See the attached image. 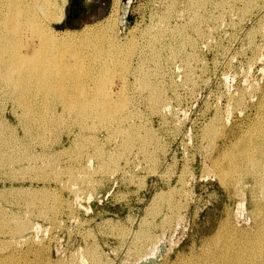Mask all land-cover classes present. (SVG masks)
I'll return each instance as SVG.
<instances>
[{
    "label": "rangeland",
    "instance_id": "obj_1",
    "mask_svg": "<svg viewBox=\"0 0 264 264\" xmlns=\"http://www.w3.org/2000/svg\"><path fill=\"white\" fill-rule=\"evenodd\" d=\"M53 1H54V4L51 6V9H49L50 10L49 13H46V14L42 13L41 10H39L37 7L35 9V11H36L35 15L37 16L36 18L41 20L42 24H44L48 28L47 31H44V34H45V35H43L44 39L46 37H48L50 39H54V38L60 36L61 34L68 32V31H77V30H81L87 26H92V25L97 26V25L102 24V23H103L104 27H106L105 31L107 30L106 32L109 35L115 34L116 36H118L122 40H125L127 42L129 41L128 43H133V42L136 43L137 42L136 40H138V42H139V40L143 42L146 39V34H148L150 31L156 32L160 28H161L160 30H165V32L168 31V32H166L167 33L166 36L168 39L170 35H174L175 29H177L178 27H181V26H183L189 22L190 23L196 22V24H199V28L201 31L200 30H198V31L193 30V28H194L193 26H192V28L191 27L189 28V26L191 25L189 23L188 24L189 26L187 25V28H186L189 33L187 31L186 32H187V34H190V35L193 34L192 37L196 39L195 40L196 42L194 41V43H195L194 45H191V47H190V44H185V45L183 44L182 48L185 49L186 52H185V50L181 49L182 52H180L178 54V56H176V57L173 55L170 56V52H169L170 49L167 46H163V48H162V54H163L162 61L163 62L159 63L160 67H158V63H156L155 61L151 62L149 60V64L147 63L148 61L146 62V64H148V65H145V66L146 67L148 66L147 68H150L149 70H152V71H150V73H152V75L150 74L151 81L152 80H153V82L156 81L154 83L157 84L158 86H160L161 91L163 88H165V89H163V92L160 91L162 96H163V101L160 104L151 102L152 100L150 101L151 93H152V90H154V89L151 90V89L147 88V90H148V92H147L146 87L142 88L141 84L139 85V80L137 78L138 71L137 72L135 71L136 65L141 63L139 52L135 53L132 56L131 63H130V70L127 71L128 73L126 72V70L124 71V67L122 64L116 65L118 68L116 66H114L115 68L111 73L114 74L115 70H117L118 72L116 71L115 73H117L120 76V79L118 78L117 74L115 75V77L117 76L116 77L117 79L112 74L110 77L111 79H113L114 84L116 85V90L118 89L117 86L123 82V80L121 79L122 74L125 75V77L127 78V82H128L125 91L121 94V96L124 95L125 97H127L126 104L131 107L130 108L126 105L127 110L129 109L128 111L129 112L131 111V113H129L130 116L128 117V119L126 121V124L137 123L138 128L140 126H141V128H139L140 130L138 131L139 134L136 137L137 139L135 138L134 143L130 144V146H128V148H126V144L124 146V144L122 143L123 141H121L123 139L120 138V136L111 137L112 138L111 139L108 137L109 135H108L107 131L105 132V130H102V131L99 130L97 132L98 138H97V142L95 143V147L98 148V146L100 145L105 150V153H106V154L104 153L105 154L104 158L108 159V160H106V163H105V164H107V163L108 164L105 166L104 170H102V166H100V165H102V161H101L102 159L101 158L95 157V156H93L92 158L91 157L88 158V154L90 155L93 153V150H94L93 145L94 144L92 145L90 143V145H89L90 147L87 146L88 148L85 147V149L84 148L81 149L80 143H81V139H82L81 137L82 136H79V135L77 136V133H78V131H80V132H83V134H84L85 132H88V131L87 130L86 131L80 130V126H79L78 122L76 121L77 119L75 120V117H76L75 115L73 116L72 114H69V116H70V119H69L68 114H65V115H67V118L69 120L67 118H65L64 121L67 119L65 121V123L63 122V120L56 121L55 126H57L58 123H60L59 126H57V128L51 127V128H48L49 130L48 129L44 130V132H43L44 137L43 138H42V136L35 133L36 128H34V127L32 128L30 126V131H31L30 133L35 134L33 136L28 132V128H27L28 126L26 125L27 122H23V118H22L23 114H22L21 107H18V105L14 102L13 99H11L9 97L8 94H6V92L5 93H4V91L0 92V95H1L0 96V122L4 123V130L6 131V133L8 132L7 135L13 134L16 137V144L19 143V144H17L18 149L17 148H14V150L9 149V151L7 149L6 150L5 149L0 150V151H2L0 153H2V155L4 154V156L6 154L11 155V154L15 153V154H13L14 156L13 155L12 156L14 157V159L16 158V161L15 160H13V162L10 161L11 163L6 162L4 159L0 158V166H2L1 167L2 169H0V171L2 172V173L0 172L2 174V175H0V178H1L0 179V193L2 194V195L0 194V207L3 210L7 209L9 214H16L17 219L21 218V220H23V221H28V222L30 221L29 223L30 224L33 223V226H35L36 224L38 225V223L41 224L40 226L36 225V227H33V226L31 227L32 224L31 225L29 224V227L32 230L29 228V231H28V228H27L26 229L27 231H24V233H21L19 235L16 234V236H15L16 238L14 237L13 241H9V242L7 241L6 246H5V242L0 241V252H1L0 254H5L6 252L11 251L12 253H10V256H9L10 259L12 257L16 258V259H13L11 261L8 257V259L10 261H8V262L4 261L3 264H10V263L18 264L19 262L21 264H24L25 262L26 263L29 262L30 264H35V263L36 264H38V263L39 264H57V263L58 264H71V263L72 264H90V263L91 264H96V263L98 264L99 262H100L99 264H129L137 258L138 253H137L136 247L139 244L141 245L142 243L144 244V243L148 242L149 244H146V245L144 244V245H145V247L146 246L149 247L151 245L152 241H155V239H156V243H158V241L161 239V242H160V244L158 246V250H157L158 254L159 255L161 254V255H160L159 259H154L152 261L153 264H187V263L188 264H214L213 257L209 254L215 253L216 251H218L219 248L224 245L225 238H227V240L228 239L231 240L230 238L234 239L233 236H231V235L229 236L230 233H228L227 228L232 226V223H234L236 226V230L241 231L245 235L246 232L248 233V231L250 230V228L253 225V219L250 216L251 209L253 208L252 189L254 188V186H253L254 179H253V175L251 174V171H250V170H252L251 165H248L249 167H247V165H246L245 168L246 167L247 168L244 171L243 170H239V171L233 170L232 172L234 174L231 172L229 175L230 176L229 178L227 177L224 180L223 179L220 180L221 179L220 176H218L217 175L218 173L214 170V165H215L214 161L216 159L219 160V158H220L219 161H225V160H227V158H225L226 157L225 154L231 150H234V149H235L234 152H237L238 149L243 144V142H247L250 140V142L252 141V143L254 141H255L254 143H257L256 141L258 139H261V137L262 138L264 137V135H262L263 131L259 130V123H258V120L260 118L259 117L260 114L258 113L259 112L258 109L261 108L259 106V101L261 100V98L263 99V95H264V91H263L264 90V0H227V1L226 0H204V2H205V3H203L204 5L202 4V6H200V8H199V9H201V10H199L200 11L199 14L201 12L203 14H206V16L202 15V13L200 14V16L202 15L201 16V20L203 19L202 21L200 19H199L200 21H198V18L196 19L195 15L192 14L193 12L191 14L189 12V4L191 3L192 0H190V1L186 0V2H185V0H180V1L175 0L176 1V7L174 8L175 12L173 11L171 19L168 21V23L166 25L167 28L164 27V25H162L161 20H162V17L166 14L169 6H171V4H172L171 1H174V0H120L118 3L119 5H118L117 17L115 18V21L111 25H108L109 22L107 20V17L110 16L112 11L114 10L115 5H116V0H62L60 2H59V0H53ZM207 1H208V3H207ZM57 3L58 4L64 3V4H63V9H62V14L60 15V18H58L56 20L54 18V13H56L55 11H57L56 10ZM76 4H77V7H74V5H76ZM79 5L87 7L85 9L83 7L80 14H79V10H78ZM251 6H252V8H250ZM205 7H206V9H205ZM245 8L248 11H246ZM0 9H3V7H0ZM240 9L242 10V12ZM204 11H206V12H204ZM70 13H71V17H69ZM193 15L195 18L193 17ZM192 17H193V19H192ZM195 19H196V21H195ZM205 19L209 24L205 21ZM192 21H194V22H192ZM203 21H205L207 24H205V22H203ZM201 25H203V26H201ZM204 26H206V27H204ZM203 27L206 30L208 29L209 33L206 30H204ZM198 32H200V33H198ZM251 33H253V34H251ZM30 35H31L29 38L30 49H33V47L35 45V43H34L35 37H33L32 34H30ZM194 35L195 36L197 35V36L194 37ZM204 35L208 36V37H204ZM31 38H33V39H31ZM198 43H199V45H198ZM200 45H201V47H200ZM191 52H192V55H191ZM194 52H195V54H194ZM198 52H199V54H198ZM181 54H184V55H181ZM189 55H190V57H189ZM193 55L195 56V58ZM64 56H66V55H64ZM64 56L61 57V60ZM170 57H175V59H173V58L171 59ZM180 57L183 59H181ZM64 58H63L62 63L68 64L71 62L69 57L66 56ZM199 58H200V60H199ZM197 59H198V61H197ZM133 60H135V61H133ZM183 60L185 61V63H183L184 62ZM165 61H167V62H165ZM153 62L156 63V65H154ZM168 62L170 64V66L168 65ZM190 62L192 64H190ZM166 63H167V66H166ZM186 63H187V65H186ZM131 64H133V65H131ZM162 64H163V66H162ZM152 66L154 69H152ZM165 66L169 67V68H166ZM192 66H195V67H192ZM163 67H164V69H163ZM118 69H120L121 71ZM134 71L137 74L132 73ZM161 71H164L165 73L161 72ZM156 73H161V74L158 75ZM162 73H164V74H162ZM154 75H155V78H154ZM160 75H162V76H160ZM186 75H187V77H186ZM132 76L133 77L136 76V79L133 80L135 77L133 78ZM163 77H164V79H163ZM157 78H158V80H157ZM171 78H172V80L170 81ZM118 79L120 80V82L117 81ZM137 83H138V85H137ZM167 84H169V85H167ZM134 86H136V88ZM140 86H141V88H140ZM262 87H263V89H262ZM245 88H247V89H245ZM249 89H252V90H249ZM258 89H260L262 91H260ZM175 90H177V91H175ZM241 90H243V91H241ZM243 92L248 93L251 96L248 94H245ZM252 93L256 94V95H252ZM237 95H239V96H237ZM243 96H244V98H243ZM139 97H141V98H139ZM258 98H260V99H258ZM146 99H148L149 101ZM257 99L259 101H257ZM6 100L8 103H6ZM130 100H132V101H130ZM240 103H242V104L239 106ZM4 104H5V106H4ZM13 104H15V105H13ZM133 104H134V106H133ZM135 104H137V105H135ZM12 105H13V107H12ZM155 106H156V108H155ZM16 108H18V110ZM134 108H136V110ZM61 109L62 108H60V106H59V108L56 107V111L57 110L61 111ZM1 110H3V111L1 112ZM137 110H138V112H137ZM159 111H160V113H159ZM13 112H14V114H13ZM134 112L135 113L137 112V113L135 114ZM137 114L138 115L141 114V116L140 115L138 116ZM136 115H137V117H136ZM218 116L221 117V119ZM248 116L251 120L248 118ZM20 117L22 120L19 119ZM133 117H134V120H133ZM218 119H220V120H218ZM217 120H218V122H216ZM255 120H256V122H255ZM24 121H26V120L24 119ZM142 121H144V122H142ZM6 122H7V124H6ZM223 122H224V124H223ZM61 123H64V125H67V126H63V124H61ZM69 123H71V124H69ZM212 123H214V125ZM73 124H75L76 126ZM220 124H221V126L223 125L222 126L223 129L220 126ZM252 124H253V126H252ZM255 124H257V125H255ZM208 125H210V126H208ZM214 126L216 129L213 128ZM15 127L16 128L18 127V128L16 129ZM145 127H148L149 129L145 128ZM204 127L205 128L209 127V128H207L209 130H205ZM217 127H218V129H217ZM247 127H249V128H247ZM150 128H152V129H150ZM252 128H254V129H252ZM55 129H57V131ZM153 129L155 132L153 131ZM220 129H221V131H220ZM249 129H251L253 131V135L257 136L258 138L253 136L252 134L250 135V133H252V131ZM24 130H26V131H24ZM215 130H216V132H215ZM254 130H256V131H254ZM55 131H56V133H54ZM145 131H147L148 133L151 132V134L153 133L152 134L153 138L148 143L149 146L148 145H142L143 141H141L142 140L141 138H143V136L147 134V132L145 133ZM210 131H211V133H209ZM15 132H17V133H15ZM51 132L54 134H52ZM248 132H249V134H247ZM217 134H218V136H217ZM235 134H237V135L239 134L240 136L239 135L237 136ZM259 134H261L262 136H260ZM30 135H31V137H30ZM258 135L260 136V138ZM139 136H141V137H139ZM213 136H215V137L213 138ZM251 136L254 138H252ZM48 137H51V138H48ZM138 137L141 140H139ZM154 137H156V138H154ZM216 137H218V139ZM32 138L34 141L32 140ZM240 138H242V140ZM50 139H52V140H50ZM43 140H45L46 144H48V146H46L47 148L45 147V149L43 147ZM213 140H216V141H213ZM41 141H42V143H41ZM58 141H60V142H58ZM77 141L80 143H78ZM111 141H112V143H111ZM159 141H161V142H159ZM20 142H23L24 145ZM50 142H51V145H49ZM116 142H117V144H116ZM135 142H137V143H135ZM232 142L233 143L236 142L237 144L236 143L233 144ZM20 144H22V145H20ZM75 144H77V145H75ZM118 144H120V145H118ZM121 144L124 146V148ZM140 144H141V146H140ZM213 144L216 146L215 148L212 147ZM133 145H136V146H134L136 148H134ZM162 145L165 149L162 147ZM236 145H238V146H236ZM75 146H76V148H75ZM131 146L134 148V150ZM153 146H155L154 149L152 148ZM160 146H161V148H160ZM30 147L31 148L33 147L32 148L33 150H31ZM66 147H67V149H69L68 151H67ZM71 148L73 151H71ZM155 148H157V149H155ZM22 149H24L26 151H23ZM87 149H89V150H87ZM116 149H118V150H116ZM166 149L168 151H166ZM213 149H217V150H213ZM17 150H18V152H17ZM47 150H49V151H47ZM36 151H37V153H36ZM52 151H54V152H52ZM114 151H115V154H114ZM119 151H120V153H119ZM144 151L147 153H145ZM162 151H164L165 153H162ZM42 152H44V153H42ZM57 152L59 155L56 154ZM70 152H72L73 155ZM73 152L76 154H74ZM79 152L82 155L84 154L83 155L84 157ZM211 152H213V153H211ZM21 153H23V154H21ZM26 153H28L29 155L28 154L26 155ZM61 153H63L65 156L63 155L61 157V155H62ZM149 153H151V154H149ZM34 154H36V155H34ZM48 154L51 156H48ZM108 154H109V156H108ZM113 154L115 156L117 155L116 156L117 158H115V156ZM124 154H126L125 157H123ZM223 154H224V156H223ZM37 155H38V158H37ZM52 155H53V158H55V156L57 155L55 158V162H56V164L59 163V166L56 165L55 162L51 164V162L48 161V157L50 158V157H52ZM80 155L82 156V158ZM42 156L44 157V159ZM46 156H47V158H46ZM78 156H79V158H78ZM120 156L124 160L119 158ZM129 156H130V158H128ZM221 156H223V157H221ZM27 157H29V159L30 158L32 159V157L34 159L36 157L37 161H35L36 158L34 160L32 159V160L28 161ZM74 157L76 160L74 159ZM39 158H41L42 160H40ZM157 158L160 160H158ZM109 159H111V160H109ZM6 160H8V159H6ZM128 160H129V164H128ZM157 160H158V163H157ZM212 160H213V162H212ZM1 161H3V162H1ZM14 161H15V163H14ZM59 161L62 163H60ZM83 161H85V162H83ZM48 162L51 164V166L49 165ZM91 162H93V164H91ZM7 163L9 164L10 167L8 166ZM33 163H34V165H33ZM41 163H44V164H41ZM114 163H115V165H114ZM11 164H12V166H11ZM29 164H30V166H33V167H31V169H30ZM96 164L98 167L96 166ZM43 165L44 166L46 165L45 166L46 168ZM116 165H118V166H116ZM34 166L37 168L35 169ZM38 166H39V168H38ZM89 166H91V168H89V170L91 169L90 170L91 175L89 174V176H88L87 172H89V170H88ZM121 166H122V168L119 169V167H121ZM4 167H5V170L3 169ZM18 167H19V169L21 168L20 170L23 172H21L18 169ZM81 167L83 168V170H86L87 175L82 172L83 173L82 178H80V179L74 178V175L71 174V171H75L77 168L80 169V171H82ZM106 167L111 171L107 170ZM44 168L46 169V172H45ZM56 169H58V170H56ZM78 169L75 172H78L79 171ZM202 169H203V171H202ZM207 169L209 171H207ZM11 170L14 173H12ZM30 170L31 171L34 170V171L31 172ZM61 170H62V172H61ZM67 170H69V173ZM24 171L27 173H25ZM43 171L47 174L45 175V173ZM57 171H58V173H56ZM65 171L67 173H65ZM97 171H99V173ZM106 171L109 173L107 174ZM112 171H113V173H110ZM212 171L214 173H212ZM240 171H241V173H240ZM37 172L39 173L38 175H37ZM41 172H43L44 174ZM103 172L105 174H101ZM124 172H126V173H124ZM246 173H248V174L246 175ZM48 174H50V175H48ZM92 174H93L95 179L92 178L93 177ZM123 174H127V175L125 176ZM15 175H17V176L15 177ZM36 175L39 177H37ZM44 175H45V177H44ZM69 175H70L71 179L69 178ZM84 175H85V177H84ZM7 176H8V178H7ZM23 176H25V177H23ZM28 176L30 179L28 178ZM96 176H98V177H96ZM55 177H56V179H54ZM104 177H105V179H104ZM107 177H108V179H107ZM22 178H23V180H22ZM39 178L41 181H39ZM50 178H51V180H50ZM125 178H128V179H125ZM233 178H235V179H233ZM227 179H230V180H227ZM42 180L43 181L46 180V181L43 182ZM63 181L66 183H64ZM69 181L71 184L69 183ZM88 181H90V182H88ZM133 181H135V182H133ZM137 181H139V182H137ZM237 181H239V182H237ZM83 182H84V184H83ZM95 182H97V183H95ZM226 182H228V183L230 182L229 185H227L228 183H226ZM76 183L79 184L78 186H80L81 188L76 186ZM65 184H67V185H65ZM250 184L253 187L250 186ZM61 185H63L64 188ZM83 185H86V187ZM99 185H100L101 189H100ZM221 185H223V186H221ZM88 186H90V187H88ZM73 187L74 188L77 187L78 191H80V192L78 193L77 188L74 189ZM92 187H94L95 189ZM236 187H238V188L236 189ZM54 188H55V190H53ZM234 188H235V190H234ZM249 188H251V189L249 190ZM42 189L45 191L42 192L43 191ZM81 189H83V191ZM86 189L89 191H87ZM19 190H21V191H19ZM37 190H40V191L37 192ZM102 190H104V191H102ZM3 191H5V192H3ZM11 191H13V192H11ZM32 191H34V192H32ZM71 191L76 192L80 199H78L77 195H75L76 193H72ZM93 191H95V192H93ZM241 191H242V193H239ZM11 193H14V194H12L13 196L11 195ZM33 193H35V194H33ZM41 193L42 194L45 193V194L42 195ZM51 193L52 194L55 193L56 195L57 194L58 195H57V197H56V195L54 197V195H52ZM250 193H251L252 197H251ZM26 194H28V195H26ZM37 195H38V197H37ZM62 195H63V197H62ZM233 195H235V196H233ZM243 195H245V196H243ZM47 196H48L47 202L50 203L52 201L50 204L54 205L55 208L57 207L58 209L50 210L48 212L46 210L43 211V209H41V207L39 205L41 198L45 197V199H47ZM12 197H14V198H12ZM22 197L24 200L22 199ZM33 197L35 198L37 203H35V200ZM59 197H61V198H59ZM28 198L30 200H28ZM53 198H54V200H52ZM228 198H231V199H228ZM76 199H78V200H76ZM19 200H20V202H19ZM60 200H62L61 202L63 204L60 202ZM54 201H55V203H54ZM158 202H159V205H161V206L158 205ZM24 203H27V204L24 205ZM41 203H42V201H41ZM11 204H13V205H11ZM29 204L31 205V207L29 206ZM69 204H72V205H69ZM34 205L36 206L35 208H34ZM28 206L30 207V209ZM162 207H164V208H162ZM227 207H228V209H227ZM31 208H32V210H34V212L31 210ZM237 208H238V210H236ZM239 208H240V210H239ZM70 209L73 210L74 212L71 211ZM70 211L72 214L70 213ZM157 211L159 214L157 213ZM27 212L28 213L30 212V213L26 214ZM36 214L39 218L36 216ZM39 214L40 215L43 214V216H45V217L39 216ZM177 214H179V215L177 216ZM26 215H27V217L25 218ZM150 215H152V216H150ZM155 216H157V217H155ZM229 216H232V217L229 218ZM48 217L49 218L51 217V219H50V220H52L51 222H50V220H48ZM170 217L172 220L170 219ZM163 218L164 219L167 218V219L164 220ZM58 220H60V221H58ZM147 220L148 221L152 220V221H149V223H147L148 222ZM16 221L17 220L15 219V221H13L12 223H14V222L16 223ZM80 221L83 224L80 223ZM162 221L164 223H161ZM170 222L171 223L173 222V223L170 224ZM64 223L67 226H64L65 225ZM79 224L81 227H79ZM143 224H145V225H143ZM150 224L153 226L155 225V227L151 226ZM168 224H170V226ZM61 225H63V226H61ZM124 225H125V227H124ZM140 225H141V227H140ZM171 225H173V226H171ZM228 225H230V226H228ZM50 226H52V227H50ZM148 226L149 227L151 226L150 229ZM50 228H51V230H52V228L54 230L51 231ZM123 228L125 230L126 229L127 230L125 231ZM142 228H143V230L141 231ZM64 229H66V230H64ZM122 229L124 232L122 231ZM128 229H129V231H128ZM219 229H220V231H219ZM148 230L149 231L152 230L150 232L151 234L148 233L149 232ZM230 230H231V227H230ZM127 231H128V233H127ZM144 231H145V234L143 233ZM70 232H72V233H70ZM137 232H139V233H137ZM117 233L118 234L121 233V234L118 235ZM126 233H127V235H126ZM89 234L90 235L92 234L94 237L92 235H91L92 236L91 237ZM35 235H37V237ZM139 235H142V237L140 236V238H139ZM146 235H150L152 238L151 237L148 238ZM28 236H30V238ZM95 236H97V237L95 238ZM154 236H155V238H154ZM1 237L9 238V239L11 238L10 234H7L6 236H3L1 234L0 238ZM31 237L33 239H31ZM128 238H129V240H128ZM26 239H29L30 241L29 240L26 241ZM16 240L19 243V246H18V243H16ZM31 240H33V241H31ZM24 241L27 243H25ZM140 241H142V242H140ZM150 241H151V243H150ZM10 242H11V244H10ZM29 242L31 245L29 244ZM23 244H24V246H23ZM38 244L40 247L38 246ZM94 244H96V245H94ZM134 245H136V246H134ZM163 245H165L166 247L163 248ZM9 246L12 248H10ZM21 246H22V248H21ZM131 246H132V248H130ZM16 248L18 249L19 252L17 251ZM47 248H49V250ZM4 249H5V252H4ZM97 249H98V252H97ZM128 249H129V251H131V249L133 251L129 252ZM140 249H141V247H140ZM84 250H85V252H84ZM90 250L94 251V253L89 252ZM27 252H28V254H27ZM48 252H49V257L50 256H52V257H50V258L47 257ZM20 253H21V255H20ZM89 253H90V255L92 254V256H90ZM85 254H87V255H85ZM98 254H100V256H98ZM94 256H96V258H94ZM200 256H201V258H200ZM74 257H75V259L77 258L78 260H75V259L73 260ZM98 257H100V258H98ZM17 258H20V259H17ZM97 258L100 259L99 262H96V261H98ZM70 259L72 260V262ZM95 259H96V261H95ZM36 260H37V262H36ZM49 260H50V262H49ZM23 261H25V262H23ZM46 262H48V263H46ZM111 262H113V263H111Z\"/></svg>",
    "mask_w": 264,
    "mask_h": 264
},
{
    "label": "bare ground",
    "instance_id": "obj_2",
    "mask_svg": "<svg viewBox=\"0 0 264 264\" xmlns=\"http://www.w3.org/2000/svg\"><path fill=\"white\" fill-rule=\"evenodd\" d=\"M62 1V0H59V2ZM120 0H116V5H115V8L114 10L112 11V13L110 14V16L107 17V20H108V25H111L113 24V22L115 21V18L117 17V13H118V3H119ZM177 1V0H176ZM176 1H171L172 4L171 6H169L166 14L162 17V25H164V27H166L168 21L171 19V16H172V13L174 11V8L176 7ZM180 1V0H179ZM178 1V2H179ZM190 1V0H189ZM227 1V0H226ZM182 2V1H181ZM186 2V0H185ZM239 2V1H238ZM253 2V1H252ZM205 3L204 0H192L191 3L189 4V12L190 14H194L196 19L198 18V21L201 20V16L202 15H205L206 14H203L202 12V15L200 16L199 14V9L200 6H202V4ZM208 3V1H207ZM211 3V2H210ZM245 3V2H244ZM243 3V4H244ZM248 3V2H247ZM54 4V1L53 0H1L0 1V7H3V9H0V92L1 91H4V93L6 92V94L9 95V97L11 99L14 100V102L18 105V107H21V110H22V118H23V122H27V128H28V132L30 133V126L33 128H36V134L42 136V138L44 137L43 135V132L44 130L48 129V128H51V127H56L59 126L60 123H58L57 126L56 125V121H60V120H63V122L65 123V121L68 119L67 118V115L65 114H72L73 116L75 115V120L78 122L79 126H80V130H83V131H88V132H85L83 134V132H80L78 131L77 133V136H82L81 138V143H80V147L81 149H85V147L89 146L90 143L93 145V153L92 154H88V158H92L93 156L95 157H99L101 158L102 160V170H104L105 166L108 164H105L106 163V160L108 159H105V150L99 145L98 148L95 147V143L97 142V138H98V135H97V132L100 130H105V132L107 131L108 133V137L111 138V137H118L120 136V138H122L123 141L122 143L126 144V148H128V146H130V144H133L134 143V140L135 138L137 137V135L139 134V128H141V126L138 128V125L137 123H129V124H126V121L128 119V117L130 116L129 113H131V111L129 112L126 108V102H127V97H125L124 95L121 96V94L125 91L126 87H127V78L125 77L124 74L121 75V79L123 80L122 83H120L117 87L118 89L116 90V85L114 84V81L113 79H111V74L115 75L117 73H115L117 70H115L114 74L111 73L113 70H114V66L118 65V64H122L123 67H124V71L126 70V72L128 70H130V63H131V58L132 56L139 52V56H140V60H141V63H139L138 65H136V69L135 71L137 72L138 71V75H137V78L139 80V85L141 84L142 88L143 87H146V90L147 88L149 89H154L152 90V93H151V98H150V101L151 102H154V103H158L160 104L162 101H163V96L161 94V92H163V88L162 91L160 90V86H158L157 84H155L153 80L151 81V78H150V74L152 75V73H150V71L152 70H149L150 68H147L145 65H148L149 64V60L152 62V61H155L156 63H158V67L159 66V63L160 62H163L162 61V58H163V54H162V48L163 46H167L169 49H170V56L173 55V56H178V54L180 52H182L181 49H183V44H190V47L191 45H194V41L196 40L195 38L192 37V35L190 34H187V25L190 23H187L181 27H178L177 29L174 30V35H170L169 38L167 39V36H166V31L165 30H158V31H150L148 34H146V39L142 42L139 40H136L137 42H133V43H128L127 41L125 40H122L121 38H119L118 36H116L115 34H111L109 35L106 31H105V28L103 23L102 24H99L97 26H87L81 30H77V31H68L64 34H61L60 36L54 38V39H50L48 37H46L45 39L43 38V35L44 34V31H47L48 28L42 24V21L39 20L38 18H36L37 16L35 15L36 14V7L41 10L42 13H49V9H51V6ZM63 4H58L57 3V7H56V10L55 11L56 13H54V18L57 20L58 18H60V15L62 14V9H63ZM228 4V3H227ZM231 4V3H230ZM186 5V4H185ZM204 5V4H203ZM253 5V4H252ZM188 6V5H187ZM230 6V5H229ZM246 6V5H245ZM231 7V6H230ZM254 7V6H253ZM186 8V7H185ZM204 8V7H203ZM202 8V9H203ZM248 8V7H247ZM252 8V6L250 7ZM206 9V7H205ZM208 9V8H207ZM223 9V8H222ZM246 9V8H245ZM187 10V9H186ZM229 10V9H228ZM241 10V9H240ZM246 11H248L246 9ZM175 12V11H174ZM206 12V11H204ZM242 12V10H241ZM252 13V12H251ZM193 15V17H194ZM208 15V14H207ZM223 16V15H222ZM192 17V19H193ZM194 17V18H195ZM51 18V17H50ZM161 18V17H160ZM203 18V17H202ZM209 18V17H208ZM195 19V21H196ZM200 19V20H199ZM211 19V18H210ZM263 19V18H262ZM203 20V19H202ZM201 20V21H202ZM209 20V19H208ZM206 21V19H205ZM203 21V22H205ZM194 22V21H192ZM207 22V21H206ZM205 22V24H207ZM198 23V22H197ZM202 23V22H201ZM191 25L189 26V28L192 26L194 27L193 30H200L199 28V24H196L195 23H190ZM204 24V25H205ZM209 24V23H208ZM203 26V25H201ZM211 26V25H210ZM163 27V26H162ZM206 27V26H204ZM203 27V28H204ZM263 27V26H262ZM167 28V27H166ZM165 28V29H166ZM196 28V29H195ZM202 28V29H203ZM257 29V28H256ZM150 30V29H149ZM192 30V31H193ZM204 30H206L204 28ZM145 31V30H144ZM187 31V32H186ZM190 31V30H189ZM201 31V30H200ZM208 32V29L206 30ZM205 31V32H206ZM32 32V33H31ZM255 32V31H254ZM189 33V32H188ZM191 33V32H190ZM193 33V32H192ZM200 33V32H198ZM197 33V34H198ZM202 33V32H201ZM204 33V32H203ZM209 33V32H208ZM30 34L33 35V37H35V40H34V47L33 49H30V44H29V38H30ZM143 34V33H142ZM253 34V33H251ZM207 35V34H206ZM197 36V35H196ZM194 35V37H196ZM28 37V38H27ZM203 37V36H202ZM204 37H208V36H205ZM201 38V37H200ZM33 39V38H31ZM167 39V40H166ZM202 39V38H201ZM205 39V38H204ZM254 39V38H253ZM133 40V39H132ZM135 40V39H134ZM131 42V41H130ZM196 42V41H195ZM201 44V43H200ZM197 45V44H196ZM199 45V43H198ZM201 47V45H200ZM186 48V47H185ZM192 49V48H191ZM185 50V49H183ZM196 50V49H195ZM200 50V49H199ZM192 51V50H191ZM186 52V50H185ZM193 52V51H192ZM192 52H191V55H192ZM197 53V52H196ZM195 54V52H194ZM199 54V52H198ZM66 55L67 57L70 58L71 62L68 63V64H65V63H62L63 62V58L66 57L64 56ZM181 55H184V54H181ZM187 55V54H186ZM185 55V56H186ZM64 56L61 60V57ZM167 56V55H166ZM194 56V55H193ZM192 56V57H193ZM138 57V56H137ZM175 57H170L171 59H175ZM190 57V55H189ZM169 58V57H168ZM179 58V57H178ZM181 58V57H180ZM195 58V56H194ZM198 58V57H197ZM65 59V58H64ZM134 59V58H133ZM183 59V58H181ZM186 59V58H185ZM190 59V58H189ZM67 60V59H66ZM69 60V59H68ZM139 60V61H140ZM200 60V58H199ZM135 61V60H133ZM138 61V62H139ZM148 61V62H147ZM168 61V60H167ZM165 61V62H167ZM182 61V60H181ZM184 61V60H183ZM192 61V60H191ZM194 61V60H193ZM198 61V59H197ZM146 62L148 64H146ZM187 62V61H186ZM156 63L153 62L154 65H156ZM185 63V61L183 62ZM164 64V63H163ZM162 64V66H163ZM190 64H192L190 62ZM133 65V64H131ZM151 65V64H150ZM149 65V66H150ZM161 65V64H160ZM168 65L170 66L169 62H168ZM187 65V63H186ZM166 66H167V63H166ZM165 66V67H166ZM117 67V66H116ZM157 67V66H156ZM155 67V68H156ZM192 67H195V66H192ZM118 68V67H117ZM133 68V67H132ZM166 68H169V67H166ZM187 68V67H186ZM152 69L153 66H152ZM164 69V67H163ZM120 70V69H118ZM149 70V71H148ZM161 70V69H160ZM188 70V69H187ZM194 70V69H193ZM121 71V70H120ZM119 71V72H120ZM132 72V73H136V72ZM169 71V70H168ZM118 72V71H117ZM125 72V73H126ZM155 72V71H154ZM161 72H164V71H161ZM170 72V71H169ZM121 73V72H120ZM128 73V72H127ZM165 73V72H164ZM162 73V74H164ZM137 74V73H136ZM156 74H161V73H156ZM118 75V74H117ZM132 75V74H131ZM135 75V74H134ZM162 76V75H160ZM159 76V77H160ZM165 76V75H164ZM113 77V78H114ZM117 77V76H116ZM115 77V78H116ZM133 77V76H132ZM135 77V78H134ZM133 80L136 79V76H134ZM152 77V76H151ZM157 77V76H156ZM158 77V78H159ZM187 77V75H186ZM118 78L120 79V76L118 75ZM154 78H155V75H154ZM157 78V80H158ZM193 78V77H192ZM117 79V78H116ZM117 80L120 82V80ZM153 79V78H152ZM164 79V77H163ZM186 79V78H185ZM131 80V79H130ZM155 80V79H154ZM172 80V78L170 79V81ZM160 82V81H159ZM161 83V82H160ZM136 84V83H135ZM162 84V83H161ZM173 84V83H172ZM263 84V83H262ZM138 85V83H137ZM163 85V84H162ZM165 85V84H164ZM169 85V84H167ZM140 86V88H141ZM177 86V85H176ZM136 88V86H134ZM134 88V89H135ZM138 88V87H137ZM156 88V89H155ZM249 88V87H248ZM253 88V87H252ZM133 89V88H132ZM139 89V88H138ZM168 89V88H167ZM166 89V90H167ZM244 89V88H243ZM247 89V88H245ZM263 89V87H262ZM143 90V89H142ZM249 90H252V89H249ZM248 90V91H249ZM256 90V89H255ZM260 90V89H258ZM161 91V92H160ZM177 91V90H175ZM243 91V90H241ZM240 91V92H241ZM262 91V90H260ZM264 91V90H263ZM131 92V91H130ZM142 92V91H141ZM148 92V90H147ZM252 92V91H251ZM3 93V92H2ZM245 93V92H243ZM236 94V93H235ZM245 94H248V93H245ZM263 94V93H262ZM148 95V94H147ZM150 95V94H149ZM164 95V94H163ZM166 95V94H165ZM244 95V94H243ZM250 95V94H248ZM252 95H256V94H253ZM1 96V95H0ZM131 96V95H130ZM133 96V95H132ZM234 96V95H233ZM239 96V95H237ZM251 96V95H250ZM247 97V96H246ZM141 98V97H139ZM233 98V97H232ZM244 98V96H243ZM249 98V97H248ZM256 98V97H255ZM137 99V98H136ZM234 99V98H233ZM260 99V98H258ZM257 99V101H259ZM148 100V99H146ZM166 100V99H165ZM237 100V99H236ZM253 100V99H252ZM132 101V100H130ZM140 101V100H139ZM149 101V100H148ZM239 101V100H238ZM242 101V100H241ZM250 101V100H249ZM254 101V100H253ZM256 101V102H257ZM244 102V101H243ZM242 102V103H243ZM3 103V102H2ZM6 103L7 100H6ZM129 103V102H128ZM164 103V102H163ZM240 103L239 106L242 104ZM246 103V102H245ZM249 104V103H248ZM15 105V104H13ZM12 105V107H13ZM132 105V104H131ZM137 105V104H135ZM155 105V104H154ZM153 105V106H154ZM5 106V104H4ZM8 106V105H7ZM62 108L61 111H56V107L59 108ZM128 107H130L129 105H127ZM134 106V104H133ZM150 106V105H149ZM162 106V105H161ZM244 106V105H243ZM253 106V105H252ZM259 106L261 108H257L259 110V120H258V123H259V130L260 131H263V134L264 135V95H263V99L261 98V100L259 101ZM3 107V106H2ZM251 107V106H250ZM255 107V106H254ZM10 108V107H9ZM131 108V107H130ZM156 108V106H155ZM231 108V107H230ZM253 108V107H252ZM4 109V108H3ZM18 110V108H16ZM136 110V108H134ZM238 109V108H237ZM256 109V108H255ZM8 110V109H7ZM133 110V109H132ZM139 110V109H138ZM137 110V112H138ZM153 110V109H152ZM3 110H1L2 112ZM13 111V110H12ZM156 111V110H155ZM158 111V110H157ZM163 111V110H162ZM253 111V110H252ZM136 112V113H137ZM135 113V112H134ZM135 113V114H136ZM141 113V112H140ZM155 113V112H154ZM160 113V111H159ZM14 114V112H13ZM17 114V113H16ZM240 114V113H239ZM132 115V114H131ZM138 115V114H137ZM136 115V117H137ZM141 116V114H139ZM138 115V116H139ZM134 116V115H133ZM217 116V115H216ZM251 116V115H250ZM214 117V116H213ZM219 117V116H218ZM229 117V116H228ZM256 117V116H255ZM18 118V117H17ZM67 118L65 121L64 119ZM139 118V117H138ZM216 118V117H215ZM221 119V117H219ZM249 118V116H248ZM258 118V117H257ZM15 119V118H14ZM21 119V117L19 118ZM18 119V120H19ZM24 119L26 121H24ZM69 119H70V116H69ZM68 119V120H69ZM130 119V118H129ZM214 119V118H213ZM218 119V120H220ZM226 119V118H225ZM250 119V118H249ZM256 119V118H255ZM17 120V121H18ZM22 120V119H21ZM133 120H134V117H133ZM218 120L216 122H218ZM227 120V119H226ZM247 120V119H246ZM251 120V119H250ZM8 121V120H7ZM20 121V120H19ZM72 121V120H71ZM74 121V120H73ZM211 121V120H210ZM223 121V120H222ZM253 121V120H252ZM251 121V122H252ZM62 122V121H61ZM129 122V121H128ZM134 122V121H133ZM144 122V121H142ZM225 122V121H224ZM223 122V124H224ZM254 122V121H253ZM256 122V120H255ZM31 123V124H30ZM64 123H61L63 124V126H67V125H64ZM75 123V122H74ZM249 123V122H248ZM7 124V122H6ZM67 124V123H66ZM71 124V123H69ZM77 124V123H76ZM134 124V125H133ZM146 124V123H145ZM211 124V123H210ZM214 125V123H212ZM22 125V124H21ZM25 125V126H26ZM75 125V124H73ZM227 125V124H226ZM257 125V124H255ZM7 126V125H6ZM5 126V127H6ZM9 126V125H8ZM62 126V125H61ZM76 126V125H75ZM143 126V125H142ZM207 126V125H206ZM210 126V125H208ZM216 126V125H215ZM215 126L213 128H215ZM221 126V124H220ZM223 126V125H222ZM221 126V127H222ZM253 126V124H252ZM144 127V126H143ZM219 127V126H218ZM217 127V129H218ZM225 127V126H224ZM242 127V126H241ZM8 128V127H7ZM16 128V127H15ZM18 128V127H17ZM16 128V129H17ZM22 128V127H21ZM26 128V129H27ZM31 128V129H32ZM145 128H148V127H145ZM205 128V127H204ZM209 128V127H207ZM205 128V130H209ZM220 128V127H219ZM226 128V127H225ZM229 128V127H228ZM249 128V127H247ZM251 128V127H250ZM10 129V128H9ZM69 129V128H68ZM79 129V128H78ZM149 129V128H148ZM152 129V128H150ZM216 129V128H215ZM223 129V127H222ZM233 129V128H232ZM254 129V128H252ZM7 130V129H6ZM49 130V129H48ZM57 131V129H55ZM60 130V129H59ZM144 130V129H143ZM235 130V129H234ZM246 130V129H245ZM251 130V129H249ZM258 130V129H257ZM258 130V131H259ZM18 131V130H17ZM26 131V130H24ZM56 131L54 133H56ZM61 131V130H60ZM154 131V129H153ZM212 131V130H211ZM211 131L209 133H211ZM221 131V129H220ZM238 131V130H237ZM252 131V130H251ZM250 131V132H251ZM256 131V130H254ZM257 131V132H258ZM259 131V132H260ZM13 132V131H12ZM27 132V133H28ZM53 132V131H52ZM51 132V133H52ZM63 132V131H62ZM141 132V131H140ZM147 131H145L146 133ZM150 132V131H149ZM155 132V131H154ZM216 132V130H215ZM244 132V131H243ZM242 132V133H243ZM17 133V132H15ZM26 133V132H25ZM46 133V132H45ZM50 133V134H51ZM52 133V134H54ZM58 133V132H57ZM65 133V132H64ZM213 133V132H212ZM221 133V132H220ZM219 133V134H220ZM225 133V132H224ZM241 133V134H242ZM256 133V132H255ZM8 132L6 133V131L4 130V123L0 122V150H3V149H7L9 151V149L11 150H14V148H17V143L16 144V137L12 134L10 135H7ZM24 134V133H23ZM31 135H35V134H32L30 133ZM47 134V133H46ZM62 134V133H61ZM76 134V133H75ZM153 134V133H152ZM150 133L147 132L146 135L143 136V138H139L141 136H139V140L143 141V144L142 145H148V143L151 141V139L153 138V135ZM204 134V133H203ZM214 134V133H213ZM226 134V133H225ZM228 134V133H227ZM246 134V133H245ZM249 134V132L247 133ZM253 135V131L252 133H250V135ZM258 134V133H257ZM25 135V134H24ZM30 135V137H31ZM56 135V134H55ZM206 135V134H205ZM237 135V134H235ZM239 135V134H238ZM237 135V136H238ZM243 135V134H242ZM260 136H262L261 134H259ZM258 135V136H259ZM23 136V135H22ZM26 136V135H25ZM47 136V135H46ZM49 136V135H48ZM52 136V135H51ZM209 136V135H208ZM216 136V135H215ZM213 136V138L215 137ZM218 136V134H217ZM221 136V135H220ZM219 136V137H220ZM224 136V135H223ZM236 136V137H237ZM240 136V135H239ZM245 136V135H244ZM243 136V137H244ZM255 136V135H253ZM259 136V138H260ZM55 137V136H54ZM69 137V136H68ZM204 137V136H203ZM227 137V136H226ZM225 137V138H226ZM252 137V136H251ZM257 137V136H255ZM38 138V137H37ZM47 138V137H46ZM48 138H51V137H48ZM53 138V137H52ZM60 138V137H59ZM58 138V139H59ZM67 138V137H66ZM102 138V137H101ZM156 138V137H154ZM205 138V137H204ZM211 138V137H210ZM218 139V137H216ZM254 138V137H252ZM258 138V137H257ZM23 139V138H22ZM26 139V138H25ZM55 139V138H54ZM53 139V140H54ZM112 139V138H111ZM116 139V138H115ZM137 139V138H136ZM209 139V138H208ZM212 139V138H211ZM220 139V138H219ZM242 140V138H240ZM239 139V140H240ZM244 139V138H243ZM33 140V138H32ZM31 140V141H32ZM52 140V139H50ZM60 140V139H59ZM63 140V139H62ZM155 140V139H154ZM159 140V139H158ZM223 140V139H222ZM229 140V139H228ZM236 140V139H235ZM255 140V139H254ZM19 141V140H18ZM21 141V140H20ZM24 141V140H23ZM28 141V140H27ZM30 141V140H29ZM34 141V140H33ZM32 141V142H33ZM40 141V140H39ZM47 141V140H46ZM157 141V140H156ZM205 141V140H204ZM211 141V140H210ZM209 141V142H210ZM213 141H216V140H213ZM49 142V141H48ZM60 142V141H58ZM75 142V141H74ZM100 142V141H99ZM114 142V141H113ZM120 142V141H119ZM161 142V141H159ZM255 142V141H254ZM252 143V141L250 142L247 141V142H243V144L241 145V147L238 149L237 152H234V150H231L229 152H227L225 154V158H227V160L225 161H219V160H215L214 163V170L218 173L217 175L220 176V180H224L226 179L227 177L229 178L230 176V173L235 170V171H239V170H246L247 167H249L248 165H251L252 167V170L251 171V174L253 175V179H254V182H253V186L254 188L252 189V195H253V208L251 209V213H250V216L251 218L253 219V225L252 227L250 228V230L248 231V233L246 232V234L244 235L241 231H238L236 230V226L234 223H232V226L228 225L231 227V230H230V227L227 228V231L229 234V236H233L234 239L230 238L231 240H227V238H225V243L222 247L219 248L218 251H216L215 253H211L209 255H211L213 257V262L214 264H264V137L261 139H258L256 142L257 143ZM23 144V142H20ZM42 143V141H41ZM55 143V142H54ZM57 143V142H56ZM66 143V142H65ZM112 143V141H111ZM137 143V142H135ZM154 143V142H153ZM208 143V142H207ZM212 143V142H211ZM214 143V142H213ZM224 143V142H223ZM233 143V142H232ZM231 143V144H232ZM236 143V142H234ZM233 143V144H234ZM20 144V145H22ZM28 144V143H27ZM39 144V143H38ZM58 144V143H57ZM108 144V143H107ZM106 144V145H107ZM117 144V142H116ZM160 144V143H159ZM158 144V145H159ZM232 144V145H233ZM237 144V143H236ZM239 144V143H238ZM19 145V146H20ZM24 145V144H23ZM51 145V142L50 144ZM77 145V144H75ZM79 145V144H78ZM103 145V144H102ZM120 145V144H118ZM122 145V144H121ZM139 145V144H138ZM164 145V144H163ZM162 145V147H163ZM217 145V144H216ZM229 145V144H228ZM48 146V144H46L45 140H43V147L45 149V147ZM59 146V145H58ZM64 146V145H63ZM123 146V145H122ZM123 146V148H124ZM136 146V145H133V147ZM141 146V144H140ZM149 146V145H148ZM151 146V145H150ZM165 146V145H164ZM208 146V145H207ZM211 146V145H210ZM234 146V145H233ZM238 146V145H236ZM51 147V146H50ZM55 147V146H54ZM90 147V146H89ZM121 147V146H120ZM132 147V146H131ZM132 147V148H133ZM155 146H153L152 148L154 149ZM157 147V146H156ZM212 147H216L214 144ZM211 147V148H212ZM20 148V147H19ZM22 148V147H21ZM31 148V147H30ZM33 148V147H32ZM31 148V150H33ZM47 148V147H46ZM76 148V146H75ZM74 148V149H75ZM88 148V147H87ZM111 148V147H110ZM122 148V147H121ZM122 148V149H123ZM136 148V147H134ZM133 148V150H134ZM140 148V147H139ZM143 148V147H142ZM159 148V147H158ZM161 148V146H160ZM164 148V147H163ZM167 148V147H166ZM18 149V148H17ZM49 149V148H48ZM67 149V147H66ZM65 149V150H66ZM78 149V148H77ZM76 149V150H77ZM115 149V148H114ZM121 149V150H122ZM138 149V148H137ZM157 149V148H155ZM165 149V148H164ZM163 149V150H164ZM23 151H26L24 149H22ZM21 150V151H22ZM55 150V149H54ZM69 149H67L68 151ZM89 150V149H87ZM118 150V149H116ZM120 150V149H119ZM146 150V149H145ZM162 150V149H161ZM213 150H217V149H213ZM28 151V150H27ZM49 151V150H47ZM63 151V150H62ZM61 151V152H62ZM66 151V152H67ZM71 151L72 148H71ZM79 151V150H78ZM129 151V150H128ZM153 151V150H152ZM165 151V150H164ZM164 151H162V153H165ZM166 151H168L166 149ZM2 152V151H0ZM4 152V151H3ZM18 152V150H17ZM33 152V151H32ZM54 152V151H52ZM59 152V151H58ZM58 152L56 154H58ZM75 152V151H74ZM73 152V153H74ZM139 152V151H138ZM145 152V151H144ZM155 152V151H154ZM159 152V151H158ZM223 152V151H222ZM226 152V151H225ZM6 153V152H5ZM13 153V152H12ZM30 153V152H29ZM37 153V151H36ZM44 153V152H42ZM50 153V152H49ZM72 154V152H70ZM80 153V152H79ZM78 153V154H79ZM105 153V154H104ZM120 153V151H119ZM124 153V152H123ZM147 153V152H145ZM213 153V152H211ZM210 153V154H211ZM221 153V152H220ZM15 154V153H13ZM11 154V155H5L4 154L2 155V153H0V158L1 159H4L6 162H10L13 160L16 161V158L14 159V155ZM23 154V153H21ZM28 153H26L27 155ZM33 154V153H32ZM53 154V153H52ZM62 154V155H61ZM61 157L64 155L63 153H61ZM76 154V153H74ZM81 154V153H80ZM114 154H115V151H114ZM113 154V155H114ZM117 154V153H116ZM151 154V153H149ZM223 154V156H224ZM13 155V156H12ZM29 155V154H28ZM36 155V154H34ZM54 155V154H53ZM53 155L52 157H48V161L52 163L55 162V158H53ZM59 155V154H58ZM73 155V154H72ZM82 155V154H81ZM80 155V156H81ZM84 155V154H83ZM82 155V156H83ZM86 155V154H85ZM112 155V154H111ZM126 154H124L123 157H125ZM128 155V154H127ZM132 155V154H131ZM142 155V154H141ZM146 155V154H145ZM159 155V154H158ZM209 155V154H208ZM23 156V155H22ZM33 156V155H32ZM48 156H51L48 154ZM65 156V155H64ZM67 156V155H66ZM70 156V155H69ZM77 156V155H76ZM81 156V158H82ZM109 156V154H108ZM107 156V157H108ZM115 156V155H114ZM117 156V155H116ZM115 156V158H117ZM151 156V155H150ZM157 156V155H156ZM213 156V155H212ZM221 156V157H223ZM26 157V156H25ZM30 157V156H29ZM28 158V161L29 160H32L30 158ZM43 157V156H42ZM60 157V156H59ZM84 157V156H83ZM152 157V156H151ZM217 157V156H216ZM13 158V159H12ZM19 158V157H18ZM17 158V159H18ZM23 158V157H22ZM36 158V157H35ZM34 158V159H35ZM37 158H38V155H37ZM37 158L35 161H37ZM47 158V156H46ZM66 158V157H65ZM71 158V157H70ZM79 158V156H78ZM87 158V157H86ZM114 158V159H115ZM121 158V156L119 157ZM118 158V159H119ZM130 158V156L128 157ZM146 158V157H145ZM150 158V157H149ZM156 158V157H155ZM154 158V159H155ZM8 159V160H6ZM21 159V158H20ZM24 159V158H23ZM22 159V160H23ZM33 159V160H34ZM40 160H42L41 158H39ZM44 159V157H43ZM60 159V158H59ZM64 159V158H63ZM75 159V157H74ZM117 159V160H118ZM123 159V158H121ZM153 159V160H154ZM158 159V158H157ZM224 159V158H223ZM3 160V161H4ZM26 160V159H25ZM58 160V159H57ZM61 160V159H60ZM69 160V159H68ZM76 160V159H75ZM111 160V159H109ZM113 160V159H112ZM116 160V161H117ZM120 160V159H119ZM124 160V159H123ZM160 160V159H158ZM158 160H157V163H158ZM210 160V159H209ZM1 161V162H3ZM14 161V163H15ZM19 161V160H18ZM21 161V160H20ZM27 161V160H26ZM70 161V160H69ZM90 161V160H89ZM93 161V160H92ZM48 162V163H49ZM60 162V161H59ZM85 162V161H83ZM82 162V163H83ZM100 162V161H99ZM115 162V161H114ZM121 162V161H120ZM126 162V161H125ZM211 162V161H210ZM213 162V160H212ZM11 163V162H10ZM28 163V162H27ZM38 163V162H37ZM47 163V164H48ZM62 163V162H60ZM69 163V162H68ZM88 163V162H87ZM98 163V162H97ZM112 163V162H111ZM118 163V162H117ZM116 163V164H117ZM5 164V163H4ZM8 164V163H7ZM24 164V163H23ZM31 164V163H30ZM29 164V166H30ZM36 164V163H35ZM41 164H44V163H41ZM46 164V165H47ZM51 164L49 163V165L51 166ZM56 164V162H55ZM66 164V163H65ZM89 164V163H88ZM91 164H93V162H91ZM90 164V165H91ZM99 164V163H98ZM128 164H129V160H128ZM156 164V163H155ZM2 165V164H1ZM14 165V164H13ZM34 165V163H33ZM45 165V166H46ZM59 166V163L56 164ZM70 165V164H69ZM95 165V164H94ZM111 165V164H110ZM115 165V163H114ZM126 165V164H125ZM124 165V166H125ZM160 165V164H159ZM208 165V164H207ZM206 165V166H207ZM247 165V167L245 168V166ZM4 166V165H3ZM9 166V164H8ZM12 166V164H11ZM41 166V165H40ZM44 166V165H43ZM44 166V167H45ZM54 166V165H53ZM52 166V167H53ZM93 166V165H92ZM97 166V164H96ZM112 166V165H111ZM118 166V165H116ZM130 166V165H129ZM211 166V165H210ZM2 166H0V169ZM10 167V166H9ZM15 167V166H14ZM31 167L33 166H30V169ZM35 167V166H34ZM51 167V168H52ZM56 167V166H55ZM98 167V166H97ZM109 167V166H108ZM131 167V166H130ZM159 167V166H158ZM209 167V166H208ZM27 168V167H26ZM37 167H35L36 169ZM39 168V166H38ZM41 168V167H40ZM43 168V167H42ZM46 168V167H45ZM44 168L45 172H46V169ZM59 168V167H58ZM82 168V167H81ZM89 168H91V166L88 167V170ZM100 168V167H99ZM107 168V167H106ZM110 168V167H109ZM117 168V167H116ZM122 168L119 167V169ZM157 168V167H156ZM189 168V167H188ZM205 168V167H204ZM5 170V167L3 168ZM19 169V167H18ZM21 169V168H20ZM19 169V170H20ZM23 169V168H22ZM33 169V168H32ZM50 169V168H49ZM48 169V170H49ZM53 169V168H52ZM67 169V168H66ZM69 169V168H68ZM71 169V168H70ZM74 169V168H73ZM78 169V168H77ZM76 169V170H77ZM86 169V168H85ZM187 169V168H186ZM16 170V169H15ZM26 170V169H25ZM51 170V169H50ZM58 170V169H56ZM75 170V171H76ZM79 171L78 172H75V171H71V174L74 175V178H82L83 176V173L86 174V170H83L82 168V171H80V169H78ZM87 170V171H88ZM91 170V169H90ZM89 170L88 173V176L89 174L91 173ZM107 170H109L107 168ZM117 170V169H116ZM249 170V169H248ZM12 171V170H11ZM21 171V170H20ZM29 171V170H28ZM31 171V170H30ZM34 171V170H32ZM31 171V172H32ZM41 171V170H40ZM68 173H69V170H67ZM111 171V170H109ZM114 171V170H113ZM110 172V173H113ZM154 171V170H153ZM200 171V170H199ZM203 171V169H202ZM207 171H209L207 169ZM249 171V172H250ZM1 172V171H0ZM16 172V171H15ZM23 172V171H21ZM25 172V171H24ZM44 172V171H43ZM41 172V173H43ZM44 172V173H45ZM51 172V171H50ZM62 172V170H61ZM83 172V173H82ZM95 172V171H94ZM99 173V171H97ZM102 172V171H101ZM107 172V171H106ZM123 172V171H122ZM215 172V173H216ZM247 172V171H246ZM2 173V172H1ZM0 173V175H2ZM7 173V172H6ZM12 173H14L12 171ZM20 173V172H19ZM27 173V172H25ZM43 173V174H44ZM58 173V171L56 172ZM60 173V172H59ZM65 173H67L65 171ZM93 173V172H92ZM109 172H107L108 174ZM126 173V172H124ZM212 173H214L212 171ZM233 173V172H232ZM241 173V171H240ZM245 173V172H244ZM17 174V173H16ZM23 174V173H22ZM31 174V173H30ZM29 174V175H30ZM39 173L37 172V175ZM47 173H45L46 175ZM52 174V173H51ZM61 174V173H60ZM101 174H105L104 172L101 173ZM207 174V173H206ZM210 174V173H209ZM234 174V173H233ZM232 174V175H233ZM243 174V173H242ZM241 174V175H242ZM248 173H246L247 175ZM32 175V174H31ZM30 175V176H31ZM36 175V176H37ZM44 175V177H45ZM50 175V174H48ZM55 175V174H54ZM87 175V174H86ZM91 175V174H90ZM113 175V174H112ZM111 175V176H112ZM115 175V174H114ZM123 175H127V174H123ZM211 175V174H210ZM10 176V175H9ZM12 176V175H11ZM14 176V175H13ZM17 175H15L16 177ZM53 176V175H52ZM93 176V174H92ZM133 176V175H132ZM216 176V175H215ZM234 176V175H233ZM238 176V175H237ZM14 177V178H15ZM25 177V176H23ZM39 177V176H37ZM54 177V176H53ZM52 177V178H53ZM59 177V176H58ZM73 177V176H72ZM85 177V175H84ZM91 177V176H90ZM98 177V176H96ZM134 177V176H133ZM232 177V176H231ZM239 177V176H238ZM241 177V176H240ZM243 177V176H242ZM8 178V176H7ZM12 178V177H11ZM10 178V179H11ZM29 178V176H28ZM32 178V177H31ZM69 178H70V175H69ZM94 178V176L92 177ZM196 178V177H195ZM236 178V177H235ZM233 178V179H235ZM252 178V177H251ZM1 179V178H0ZM13 179V178H12ZM17 179V178H16ZM30 179V178H29ZM33 179V178H32ZM31 179V180H32ZM38 179V178H37ZM56 179V177L54 178ZM53 179V180H54ZM59 179V178H58ZM57 179V180H58ZM63 179V178H62ZM71 179V178H70ZM84 179V178H83ZM82 179V180H83ZM95 179V178H94ZM105 179V177H104ZM108 179V177H107ZM125 179H128V178H125ZM132 179V178H131ZM138 179V178H137ZM238 179V178H237ZM3 180V179H2ZM9 180V179H8ZM23 180V178H22ZM51 180V178H50ZM60 180V179H59ZM90 180V179H89ZM93 180V179H92ZM97 180V179H96ZM99 180V179H98ZM111 180V179H110ZM227 180H230V179H227ZM242 180V179H241ZM13 181V180H12ZM39 181L40 178H39ZM43 181V180H42ZM46 181V180H44ZM43 181V182H44ZM48 181V180H47ZM66 181V180H65ZM79 181V180H78ZM84 181V180H83ZM100 181V180H99ZM98 181V182H99ZM126 181V180H125ZM132 181V180H131ZM136 181V180H135ZM133 181V182H135ZM140 181V180H139ZM137 181V182H139ZM219 181V180H218ZM234 181V180H233ZM243 181V180H242ZM241 181V182H242ZM58 182V181H57ZM64 182V181H63ZM68 182V181H67ZM72 182V181H71ZM82 182V181H81ZM90 182V181H88ZM105 182V181H104ZM217 182V181H216ZM239 182V181H237ZM6 183V182H5ZM31 183V182H30ZM37 183V182H36ZM66 183V182H64ZM70 183V181H69ZM86 183V182H85ZM93 183V182H92ZM97 183V182H95ZM126 183V182H125ZM131 183V182H130ZM142 183V182H141ZM140 183V184H141ZM223 183V182H222ZM228 183V182H226ZM230 183V182H229ZM229 183L227 185H229ZM11 184V183H10ZM15 184V183H14ZM46 184V183H45ZM54 184V183H53ZM71 184V183H70ZM73 184V183H72ZM84 184V182H83ZM91 184V183H90ZM89 184V185H90ZM102 184V183H101ZM107 184V183H106ZM139 184V183H138ZM237 184V183H236ZM241 184V183H240ZM252 184V183H251ZM250 184V186H252ZM31 185V184H30ZM67 185V184H65ZM79 184L76 183V186H78ZM98 185V184H97ZM130 185V184H129ZM233 185V184H232ZM247 185V184H246ZM59 186V185H58ZM63 187V185H61ZM72 186V185H71ZM86 187V185H83ZM106 186V185H105ZM109 186V185H108ZM223 186V185H221ZM238 186V185H237ZM241 186V185H240ZM252 186V187H253ZM80 187V186H78ZM90 187V186H88ZM100 187V185H99ZM242 187V186H241ZM249 187V186H248ZM5 188V187H4ZM31 188V187H30ZM52 188V187H51ZM50 188V189H51ZM64 188V187H63ZM74 188V187H73ZM77 188V187H75ZM74 188V189H75ZM81 188V187H80ZM94 188V187H92ZM135 188V187H134ZM238 187H236L237 189ZM15 189V188H14ZM26 189V188H25ZM36 189V188H35ZM46 189V188H45ZM67 189V188H66ZM72 189V188H71ZM95 189V188H94ZM97 189V188H96ZM101 189V187H100ZM231 189V188H230ZM240 189V188H239ZM242 189V188H241ZM251 188H249L250 190ZM10 190V189H9ZM28 190V189H27ZM43 190V189H42ZM55 190V188L53 189ZM83 191V189H81ZM87 190V189H86ZM85 190V191H86ZM106 190V189H105ZM225 190V189H224ZM235 190V188H234ZM6 191V190H5ZM3 191V192H5ZM21 191V190H19ZM24 191V190H23ZM22 191V192H23ZM30 191V190H29ZM35 191V190H34ZM32 191V192H34ZM40 191V190H37V192ZM45 190H43L42 192H44ZM89 191V190H87ZM104 191V190H102ZM238 191V190H237ZM236 191V192H237ZM13 192V191H11ZM31 192V191H30ZM36 192V193H37ZM48 192V191H47ZM63 192V191H62ZM72 192V191H71ZM77 192L79 193L80 191H78V188H77ZM95 192V191H93ZM171 192V191H170ZM7 193V192H6ZM24 193V192H23ZM22 193V194H23ZM49 193V192H48ZM72 193H76V192H72ZM82 193V192H81ZM230 193V192H229ZM235 193V192H234ZM239 193H242L239 192ZM246 193V192H245ZM1 194V193H0ZM10 194V193H9ZM14 194V193H11V195ZM19 194V193H18ZM32 194V193H31ZM35 194V193H33ZM42 194V193H41ZM45 194V193H43ZM42 194V195H43ZM52 194V193H51ZM95 194V193H94ZM165 194V193H164ZM244 194V193H243ZM2 195V194H1ZM4 195V194H3ZM20 195V194H19ZM28 195V194H26ZM40 195V194H39ZM48 195V194H47ZM50 195V194H49ZM54 195L55 197V193L52 194ZM58 195V194H57ZM56 195V197H57ZM61 195V194H60ZM77 195V193L75 194ZM81 195V194H80ZM240 195V194H239ZM251 195V193H250ZM251 195V197H252ZM13 196V195H12ZM15 196V195H14ZM35 196V195H34ZM123 196V195H122ZM121 196V197H122ZM173 196V195H172ZM230 196V195H229ZM235 196V195H233ZM245 196V195H243ZM5 197V196H4ZM16 197V196H15ZM31 197V196H30ZM38 197V195H37ZM41 197V196H40ZM43 197V196H42ZM63 197V195H62ZM78 199L79 196L77 195ZM117 197V196H116ZM126 197V196H125ZM159 197V196H158ZM165 197V196H164ZM14 198V197H12ZM18 198V197H17ZM34 198V197H33ZM61 198V197H59ZM70 198V197H69ZM173 198V197H172ZM5 199V198H4ZM9 199V198H8ZM11 199V198H10ZM19 199V198H18ZM21 199V198H20ZM23 199V197H22ZM38 199V198H37ZM76 199V200H78ZM168 199V198H167ZM228 199H231V198H228ZM242 199V198H241ZM12 200V199H11ZM24 200V199H23ZM28 200H30L28 198ZM32 200V199H31ZM35 200V198H34ZM48 200V196H47V199L44 198H41V201H40V207L41 209L46 210L47 212L50 211V210H55V209H58L57 207L55 208L54 205L50 204L47 202ZM51 200V199H50ZM49 200V201H50ZM54 200V198L52 199ZM68 200V199H67ZM27 201V200H26ZM33 201V200H32ZM62 200H60L61 202ZM65 201V200H64ZM158 201V200H157ZM166 201V200H165ZM173 201V200H172ZM6 202V201H5ZM11 202V201H10ZM9 202V203H10ZM20 202V200H19ZM18 202V203H19ZM70 202V201H69ZM75 202V201H74ZM160 202V201H159ZM159 202H158V205H159ZM169 202V201H168ZM7 203V202H6ZM28 203V202H27ZM27 203H24L27 204ZM35 203L36 200H35ZM55 203V201H54ZM62 203V202H61ZM72 203V202H71ZM78 203V202H77ZM161 203V202H160ZM243 203V202H242ZM5 204V203H4ZM31 204V203H30ZM29 204V206L31 207V205ZM33 204V203H32ZM63 204V203H62ZM245 204V203H244ZM13 205V204H11ZM37 205V204H36ZM61 205V204H60ZM69 205H72V204H69ZM239 205V204H238ZM241 205V204H240ZM3 206V205H2ZM28 206V207H29ZM161 206V205H159ZM181 206V205H180ZM242 206V205H241ZM27 207V206H26ZM29 207V209H30ZM36 206L34 205V208ZM62 207V206H61ZM69 207V206H68ZM156 207V206H155ZM154 207V208H155ZM182 207V206H181ZM238 207V206H237ZM5 208V207H4ZM153 208V209H154ZM157 208V207H156ZM159 208V207H158ZM164 208V207H162ZM6 209V208H5ZM181 209V208H180ZM228 209V207H227ZM32 210V208H31ZM71 210V209H70ZM156 210V209H155ZM160 210V209H159ZM233 210V209H232ZM238 210V208L236 209ZM240 210V208H239ZM6 210H3L1 207H0V235L2 234L3 236H6L7 234H10L11 238H3L1 237L0 238V241L1 242H5V246L7 245L6 242L8 241H13L14 240V237L16 236V234H21V233H24V231H27L26 229L28 228V231H29V222L28 221H23L21 220V218H18L17 219V215L16 214H9V212ZM29 211V210H28ZM34 212V210H32ZM41 211V210H40ZM39 211V212H40ZM73 211V210H71ZM70 211V213H71ZM226 211V210H225ZM26 212V211H25ZM42 212V211H41ZM57 212V211H56ZM55 212V213H56ZM74 212V211H73ZM152 212V211H151ZM160 212V211H159ZM236 212V211H235ZM13 213V212H12ZM30 213V212H29ZM28 212L26 214H29ZM43 213V212H42ZM155 213V212H154ZM153 213V214H154ZM158 213V211H157ZM230 213V212H229ZM18 214V213H17ZM41 214V213H40ZM39 216H43L40 215ZM46 214V213H45ZM44 214V215H45ZM49 214V213H48ZM53 214V213H52ZM63 214V213H62ZM61 214V215H62ZM72 214V213H71ZM74 214V213H73ZM159 214V213H158ZM162 214V213H161ZM176 214V213H175ZM55 215V214H54ZM60 215V216H61ZM69 215V214H68ZM167 215V214H166ZM179 214H177L178 216ZM229 215V214H228ZM31 216V215H30ZM37 216V214H36ZM152 216V215H150ZM176 216V217H177ZM20 217V216H19ZM27 217V215L25 216V218ZM35 217V216H34ZM38 217V216H37ZM45 217V216H43ZM52 217V216H51ZM51 217L49 218L48 217V220L51 219ZM157 217V216H155ZM161 217V216H160ZM232 217V216H229V218ZM39 218V217H38ZM80 218V217H79ZM234 218V217H233ZM232 218V219H233ZM15 219L17 220L16 223H12L13 221H15ZM20 219V220H19ZM23 219V218H22ZM28 219V218H27ZM26 219V220H27ZM33 219V218H32ZM164 219V218H163ZM167 219V218H166ZM164 219V220H166ZM171 219V217H170ZM177 219V218H176ZM179 219V218H178ZM43 220V219H42ZM47 220V219H46ZM47 220V221H48ZM55 220V219H54ZM78 220V219H77ZM162 220V219H161ZM169 220V219H168ZM172 220V219H171ZM45 221V220H44ZM46 221V222H47ZM52 220H50L51 222ZM60 221V220H58ZM62 221V220H61ZM64 221V220H63ZM85 221V220H84ZM146 221V220H145ZM148 221V220H147ZM149 221H152V220H149ZM149 221L147 223H149ZM156 221V220H155ZM154 221V222H155ZM231 221V220H230ZM174 222V221H173ZM172 222V223H173ZM44 223V222H43ZM57 223V222H56ZM62 223V222H61ZM80 223H82L80 221ZM144 223V222H143ZM146 223V222H145ZM161 223H164L163 221ZM170 222V224H172ZM32 224V225H31ZM31 227L33 226V223H31ZM59 224V223H58ZM57 224V225H58ZM65 224V223H64ZM83 224V223H82ZM89 224V223H88ZM120 224V223H119ZM152 224V223H151ZM150 224V225H151ZM170 224H168L170 226ZM35 225V224H34ZM37 225V224H36ZM33 226V227H36ZM38 225L40 226L41 224L38 223ZM37 225V226H38ZM54 225V224H53ZM60 225V224H59ZM118 225V224H117ZM145 225V224H143ZM165 225V224H164ZM163 225V226H164ZM167 225V224H166ZM63 226V225H61ZM60 226V227H61ZM64 226H67L66 224ZM153 226V225H151ZM150 226V227H151ZM158 226V225H157ZM156 226V227H157ZM160 226V225H159ZM162 226V225H161ZM173 226V225H171ZM220 226V225H219ZM52 227V226H50ZM59 227V228H60ZM77 227V226H76ZM79 227L80 224H79ZM125 227V225H124ZM141 227V225H140ZM149 227V226H148ZM149 227V229H150ZM155 227V225L153 226ZM225 227V226H224ZM78 228V227H77ZM115 228V227H114ZM121 228V227H120ZM119 228V229H120ZM128 228V227H127ZM170 228V227H169ZM223 228V227H222ZM31 229V228H30ZM35 229V228H34ZM33 229V230H34ZM38 229V228H37ZM47 229V228H46ZM49 229V228H48ZM90 229V228H89ZM124 229V228H123ZM122 229V231H123ZM165 229V228H164ZM32 230V229H31ZM51 230V228H50ZM49 230V231H50ZM52 230H54L52 228ZM51 230V231H52ZM66 230V229H64ZM92 230V229H91ZM118 230V229H117ZM121 230V229H120ZM119 230V231H120ZM125 230V229H124ZM127 230V229H126ZM125 230V231H126ZM140 230V229H139ZM143 230V228L141 229V231ZM225 230V229H224ZM230 230V231H229ZM38 231V230H37ZM36 231V232H37ZM48 231V230H47ZM50 231V232H51ZM74 231V230H73ZM76 231V230H75ZM88 231V230H87ZM118 231V232H119ZM129 231V229H128ZM127 231V233H128ZM136 231V230H135ZM149 231V230H148ZM152 230H150L148 233L151 234ZM220 231V229H219ZM243 231V230H242ZM246 231V230H245ZM54 232V231H53ZM52 232V233H53ZM69 232V231H68ZM124 232V231H123ZM35 233V232H34ZM72 233V232H70ZM114 233V232H113ZM126 233V235H127ZM139 233V232H137ZM136 233V234H137ZM142 233V232H141ZM145 234V231L143 232ZM220 233V232H219ZM74 234V233H73ZM72 234V235H73ZM118 234V233H117ZM121 234V233H119ZM118 234V235H119ZM135 234V233H134ZM23 235V234H22ZM47 235V234H46ZM90 235V234H89ZM92 235V234H91ZM90 235V236H91ZM125 235V236H126ZM220 235V234H219ZM37 237V235H35ZM34 236V237H35ZM93 236V235H92ZM91 236V237H92ZM115 236V235H114ZM121 236V235H120ZM130 236V235H129ZM135 236V235H134ZM140 236L142 237V235H139V238ZM148 238L151 237L150 235H146ZM30 238V236H28ZM69 237V236H68ZM94 237V236H93ZM97 236H95L96 238ZM127 237V236H126ZM131 237V236H130ZM136 237V236H135ZM144 237V236H143ZM146 237V238H147ZM16 238V237H15ZM87 238V237H86ZM133 238V237H132ZM131 238V239H132ZM138 238V237H137ZM138 238V239H139ZM152 238V237H151ZM155 238V236H154ZM229 238V237H228ZM24 239V238H23ZM31 239H33L31 237ZM36 239V238H35ZM90 239V238H89ZM29 240V239H26V241ZM38 240V239H37ZM36 240V241H37ZM93 240V239H92ZM129 240V238H128ZM127 240V241H128ZM151 240V239H150ZM153 240V239H152ZM30 241V240H29ZM33 241V240H31ZM35 241V240H34ZM41 241V240H40ZM39 241V242H40ZM102 241V240H101ZM143 241V240H142ZM140 241V242H142ZM149 241V240H148ZM25 242V241H24ZM38 242V243H39ZM90 242V241H89ZM136 242V241H135ZM161 242V239L158 241V243H156V239L155 241H150L151 245L149 247H145L146 244H149L148 242L146 243H142L141 245L139 244L136 248H137V253H138V256L135 260H133L131 263L129 264H141L142 262H144L145 264H153L152 261L154 259H159L160 258V255L158 254V246ZM13 243V242H12ZM15 243V242H14ZM16 243L17 240H16ZM15 243V244H16ZM27 243V242H25ZM43 243V242H42ZM11 244V242H10ZM30 244V242H29ZM34 244V243H33ZM36 244V243H35ZM93 244V243H92ZM91 244V245H92ZM215 244V243H214ZM31 245V244H30ZM29 245V246H30ZM44 245V244H43ZM42 245V246H43ZM89 245V244H88ZM96 245V244H94ZM106 245V244H105ZM11 246V245H10ZM9 246V247H10ZM17 246V245H16ZM18 246H19V243H18ZM24 246V244H23ZM39 246V244H38ZM45 246V245H44ZM47 246V245H46ZM123 246V245H122ZM136 246V245H134ZM40 247V246H39ZM91 247V246H90ZM141 247V249H140ZM4 248V247H3ZM12 248V247H10ZM22 248V246H21ZM32 248V247H31ZM35 248V247H34ZM38 248V247H37ZM94 248V247H93ZM132 248V246L130 247ZM8 249V248H7ZM17 249V248H16ZM42 249V248H41ZM44 249V248H43ZM49 250V248H47ZM90 249V248H89ZM92 249V248H91ZM216 249V248H215ZM14 250V249H13ZM21 250V249H20ZM45 250V249H44ZM18 251V249H17ZM29 251V250H28ZM42 251V250H41ZM103 251V250H102ZM129 251V249H128ZM131 251H133L131 249ZM129 251V252H131ZM4 252H5V249H4ZM19 252V251H18ZM33 252V251H32ZM85 252V250H84ZM88 252V251H87ZM89 252H93L94 251H89ZM97 252H98V249H97ZM96 252V253H97ZM1 253V252H0ZM10 253H12L11 251L9 252H6L5 254H0V264H3L4 261H12L13 259H16L15 257H12L10 259ZM43 253V252H42ZM135 253V252H134ZM15 254V253H14ZM17 254V253H16ZM28 254V252H27ZM31 254V253H30ZM35 254V253H34ZM49 257V252L47 253ZM206 254V253H205ZM21 255V253H20ZM26 255V254H25ZM52 255V254H51ZM87 255V254H85ZM90 255V253H89ZM94 255V254H93ZM131 255V254H130ZM12 256V255H11ZM28 256V255H27ZM92 256V254L90 255ZM98 256H100V254H98ZM9 257V259H8ZM38 257V256H37ZM52 257V256H50ZM49 257V258H50ZM135 257V256H134ZM206 257V256H205ZM34 258V257H33ZM40 258V257H39ZM87 258V257H86ZM94 258H96V256H94ZM100 258V257H98ZM97 258V259H98ZM191 258V257H190ZM201 258V256H200ZM17 259H20V258H17ZM43 259V258H42ZM47 259V258H46ZM58 259V258H57ZM64 259V258H63ZM72 259V258H71ZM70 259V260H71ZM75 259V257L73 258V260ZM89 259V258H88ZM24 260V259H23ZM75 260H78L77 258ZM92 260V259H91ZM90 260V261H91ZM100 259H98V261H95L96 262H99ZM212 260V259H211ZM16 261V260H15ZM30 261V260H29ZM33 261V260H32ZM39 261V260H38ZM44 261V260H43ZM42 261V262H43ZM54 261V260H53ZM60 261V260H59ZM58 261V262H59ZM94 261V260H93ZM2 262V263H1ZM14 262V261H13ZM25 262V261H23ZM37 262V260H36ZM50 262V260H49ZM64 262V261H63ZM68 262V261H67ZM72 262V260H71ZM70 262V263H71ZM78 262V261H77ZM92 262V261H91ZM102 262V261H101ZM191 262V261H190ZM20 263V262H19ZM18 263V264H19ZM45 263V262H44ZM48 263V262H46ZM100 263V262H99ZM98 263V264H99ZM113 263V262H111ZM194 263V262H193ZM204 263V262H203ZM210 263V262H209ZM12 264V263H10ZM21 264V263H20ZM24 264H30L29 262L28 263H24ZM36 264V263H35ZM39 264V263H38ZM58 264V263H57ZM72 264V263H71ZM91 264V263H90ZM97 264V263H96ZM188 264V263H187Z\"/></svg>",
    "mask_w": 264,
    "mask_h": 264
},
{
    "label": "flooded vegetation",
    "instance_id": "obj_3",
    "mask_svg": "<svg viewBox=\"0 0 264 264\" xmlns=\"http://www.w3.org/2000/svg\"><path fill=\"white\" fill-rule=\"evenodd\" d=\"M74 7H77V4L76 5H74ZM84 6H80L79 5V8H78V10H79V14H80V12L82 11V8H83ZM85 8H87V7H84V9ZM69 17H71V13L69 14Z\"/></svg>",
    "mask_w": 264,
    "mask_h": 264
},
{
    "label": "water",
    "instance_id": "obj_4",
    "mask_svg": "<svg viewBox=\"0 0 264 264\" xmlns=\"http://www.w3.org/2000/svg\"><path fill=\"white\" fill-rule=\"evenodd\" d=\"M166 246L165 245H163V248H165ZM141 264H145L144 262H142Z\"/></svg>",
    "mask_w": 264,
    "mask_h": 264
}]
</instances>
